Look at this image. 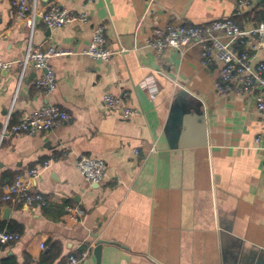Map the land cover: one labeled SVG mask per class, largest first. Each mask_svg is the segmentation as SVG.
Segmentation results:
<instances>
[{
  "label": "crops",
  "instance_id": "obj_1",
  "mask_svg": "<svg viewBox=\"0 0 264 264\" xmlns=\"http://www.w3.org/2000/svg\"><path fill=\"white\" fill-rule=\"evenodd\" d=\"M51 2L87 13L88 21L49 28L39 17L19 18L11 0H0V60L22 57L29 44L72 51L49 60L56 87L48 93L35 87L41 69H27L20 82L16 66L0 71V128L8 113L17 122L43 104L70 115L51 130L0 141V221L20 233L0 245V260L38 264L55 241L61 254L53 264L72 253L78 264H96L93 250L103 241L99 264H264V152L254 144L264 117L251 95L216 91L221 64L203 66L199 43L160 55L147 45L153 29L168 23L233 17L252 27L264 0H252L240 15L235 0L37 5ZM100 24L105 45L122 51L106 61L83 53ZM257 57L264 59V43ZM123 92L124 104L136 110L127 118L102 103L104 93ZM81 156L106 163L99 183L77 170ZM33 167L31 187L47 205L4 202L3 186ZM67 206L82 213L71 218Z\"/></svg>",
  "mask_w": 264,
  "mask_h": 264
},
{
  "label": "built area",
  "instance_id": "obj_2",
  "mask_svg": "<svg viewBox=\"0 0 264 264\" xmlns=\"http://www.w3.org/2000/svg\"><path fill=\"white\" fill-rule=\"evenodd\" d=\"M251 1L235 0L234 15H240L243 8L249 6ZM11 2L19 18L29 17L35 20L39 17L49 28L61 27L71 21H88L87 13L69 11L56 2L49 3L43 10L38 8V0H11ZM104 29L103 24L94 28L91 42L83 53L106 61L115 54H121L122 51H112L105 45ZM192 43H199L201 46L200 61L203 66H208L215 61L221 64L214 83L216 91L222 96L251 95L257 110L264 117V59L257 57V52L264 43V21L257 22L249 28L240 26L233 17L216 19L203 25L168 23L155 27L147 40V45L158 55L165 48L183 50ZM69 54H72L70 49L50 46L42 50L29 44L22 57L11 61L0 60V71L16 66L19 69L20 82L27 69H41L42 72L35 81V87L48 93L56 87V77L49 60L55 56ZM126 97V92L119 95L104 93L102 103L106 109L117 110L122 117L127 118L136 110L124 104ZM69 119L70 115L66 110L53 104H43L17 122H11V115L8 113L0 128V141L17 133L32 135L40 131H48ZM254 144L264 152V132L255 136ZM46 164L44 162L43 166ZM76 168L88 182L99 183L104 177L106 163L99 158L81 156L76 161ZM37 174L38 168L33 167L27 175H17L12 181L6 183L3 186L2 200L17 205L46 206L47 198L31 187V179ZM66 210L74 219L82 213L78 207L74 206H67ZM19 238V232L0 230V245L17 241ZM80 259L72 253L68 255L64 264H78Z\"/></svg>",
  "mask_w": 264,
  "mask_h": 264
},
{
  "label": "trees",
  "instance_id": "obj_3",
  "mask_svg": "<svg viewBox=\"0 0 264 264\" xmlns=\"http://www.w3.org/2000/svg\"><path fill=\"white\" fill-rule=\"evenodd\" d=\"M256 20H257V22L264 21V10L259 11L257 13ZM0 204H1V201H0ZM2 229H4V223L0 221V230H2ZM9 231L15 232L13 230H9ZM60 254H61V245L58 242L53 241L50 243V248L46 252H44L43 255L41 256V259L38 262V264H53V262L60 256ZM66 259H67V257H63L56 264H64L66 262ZM0 262L2 264H17L12 259L0 260ZM24 264H30V263L25 262Z\"/></svg>",
  "mask_w": 264,
  "mask_h": 264
},
{
  "label": "water",
  "instance_id": "obj_4",
  "mask_svg": "<svg viewBox=\"0 0 264 264\" xmlns=\"http://www.w3.org/2000/svg\"><path fill=\"white\" fill-rule=\"evenodd\" d=\"M9 212V208H5L3 210V217L5 218L7 216V213ZM104 242L103 241H98L94 250H93V254L95 255V258L97 260V263L96 264H99V259H100V252H101V247H102V244Z\"/></svg>",
  "mask_w": 264,
  "mask_h": 264
}]
</instances>
